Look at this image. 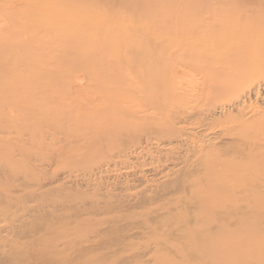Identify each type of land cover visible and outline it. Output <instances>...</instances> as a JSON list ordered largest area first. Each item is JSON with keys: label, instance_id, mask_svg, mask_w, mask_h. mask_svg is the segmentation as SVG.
<instances>
[{"label": "rangeland", "instance_id": "374dc122", "mask_svg": "<svg viewBox=\"0 0 264 264\" xmlns=\"http://www.w3.org/2000/svg\"><path fill=\"white\" fill-rule=\"evenodd\" d=\"M172 1L0 0V264H264V249L259 253L264 222L256 241L224 248L222 257L201 261L198 245L181 252L180 247H188L185 226L194 225L200 212L194 190L207 188L181 180L187 169L183 152L173 153L174 163L165 156L158 161L155 145L146 146L145 136L135 130L124 139L102 133L93 141L90 135L86 146L92 154L84 160V140L78 142L68 134L69 122L62 123L61 110L76 104L77 96H88L81 107L92 104L106 120L109 111H99L101 105L91 97L99 86L104 93H122L119 98L124 96V105L133 109L140 99L147 101L151 87L166 86L168 39L166 21L159 17L176 6ZM87 4L89 13L83 8ZM105 7L124 16L114 26L124 30L117 46L127 53L102 72L110 81L97 85L69 56L100 53L105 60L112 54L115 37L106 38L105 46V34L99 41L80 28L90 22L91 11L101 22L109 19L113 11ZM69 9L73 15L57 17L56 12ZM117 79L121 83L110 87ZM70 84L76 87L74 100L66 96ZM132 144L137 152L119 157ZM171 146L165 142L159 148ZM228 187L237 200L249 193L240 203L252 206L251 188ZM242 217L232 214L223 223L231 222L234 231Z\"/></svg>", "mask_w": 264, "mask_h": 264}, {"label": "bare ground", "instance_id": "6f19581e", "mask_svg": "<svg viewBox=\"0 0 264 264\" xmlns=\"http://www.w3.org/2000/svg\"><path fill=\"white\" fill-rule=\"evenodd\" d=\"M92 1L100 3L101 0ZM172 2L176 6L160 12L162 17H159V20L166 21L168 39L166 86L162 89L151 87L153 90L144 98L147 101L140 99L136 109L124 105V96L119 98L122 93L117 91L113 94V89L104 93L99 86L98 93L91 97L99 102L95 103L96 106L101 105L99 111L101 109L102 112V107L109 111L108 118L102 120V114H96L92 104H88L91 108L86 105L89 110L81 107L86 104L88 96L82 99L77 96V103L72 102L68 111L61 110L65 114L62 123L69 122L68 134L74 133L78 142L84 140L82 148H86L81 151L84 160L92 154L86 146L90 135L93 141L100 139L102 133L124 139L135 130L145 136L146 146L155 145L156 151L161 154L158 161L165 156V161L174 163V159H170L173 153L183 152L187 169L181 180L194 187L205 184L207 188L194 190L200 212L194 225L185 226L187 241L184 243L188 247L180 248L181 252H185L189 245H198L197 258L204 261L208 257H222L221 250L231 245L241 246L256 241L254 236L258 235L256 232L261 230L264 222V0ZM24 4L26 6L28 1ZM91 7L88 4L83 6L84 12L89 13ZM104 9L113 11L111 16L108 15L109 19H102L101 22L97 12L91 11L90 22L86 18L89 23L80 28L84 36L99 41L105 34L104 45L106 38L112 40L115 37L112 54L105 60L100 53L69 56L71 63L83 68L84 78H95L97 85L110 81L103 77L102 72L110 71L113 64L118 63L121 52L124 56L127 53L117 46V39L124 35V30L118 26L124 16L112 7ZM72 12L70 9L67 12L59 10L56 14L61 17ZM107 24L113 26L103 30ZM92 70L98 71L96 76H93ZM116 83L121 82L112 80L110 87ZM84 84L87 85L86 82ZM62 85L59 83L58 87L61 89ZM69 86L66 96L74 100L73 90L76 87L73 84ZM165 142L173 146L169 150L160 149ZM137 144H132V148H122L119 157L129 151L137 152ZM112 163L115 167L118 165V161ZM232 185L252 189V206L240 203L250 194L244 193L245 196L237 200L238 196L228 187ZM232 214L243 215L241 226L234 231L230 229L231 222L223 223ZM250 228L253 233L247 234ZM263 249L264 246L259 244V253Z\"/></svg>", "mask_w": 264, "mask_h": 264}]
</instances>
